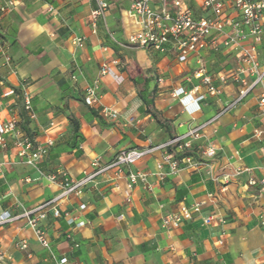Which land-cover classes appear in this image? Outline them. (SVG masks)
<instances>
[{"label":"crops","instance_id":"0c3cea01","mask_svg":"<svg viewBox=\"0 0 264 264\" xmlns=\"http://www.w3.org/2000/svg\"><path fill=\"white\" fill-rule=\"evenodd\" d=\"M11 1L14 7L0 17V35L12 60L9 69L0 57V122L14 119L22 130L21 99L3 93L23 87L31 96L33 115H27L25 127L36 143L52 140L53 145L31 167L16 158L15 136L4 137L0 161L11 166L0 171V215L16 218L0 225V264H264V188L247 185L249 179H264V111L258 104L264 81L216 117L242 87L233 80L240 66L238 50L207 47L180 63L171 46L165 52L130 46L127 38L139 31L129 12L132 0H107L95 32L90 23L94 0ZM182 1L195 18L208 16L203 0ZM223 1L225 15L237 18L231 0ZM261 24L259 70L264 69V13ZM74 37L83 38L81 48L72 44ZM103 64L109 75H100ZM200 69L216 94H209L195 76ZM140 78L153 90L155 109L170 121L174 136L216 117L192 140L191 150L199 161L200 151L211 144L216 157L195 169L180 165L176 173L166 165L157 169L160 152L144 157L131 170L163 173L161 180L149 179L150 192L136 186L128 193L125 178L115 179L112 171L99 176L79 194L47 209L40 226L50 249L43 248L20 215L60 193L61 173L78 179L95 159L106 164L119 151L171 139L139 98L133 79ZM244 78L248 86L254 80ZM92 86L99 103L88 107L83 98ZM179 88L193 91L194 105L185 103L192 114L181 96L173 97ZM102 108L115 111L117 119L104 118ZM255 130L262 131L260 137ZM50 175L57 179L51 182ZM194 204L203 205L191 220L178 228L162 227L163 216ZM211 214L223 223L205 225L203 217Z\"/></svg>","mask_w":264,"mask_h":264},{"label":"built area","instance_id":"2783aa9c","mask_svg":"<svg viewBox=\"0 0 264 264\" xmlns=\"http://www.w3.org/2000/svg\"><path fill=\"white\" fill-rule=\"evenodd\" d=\"M94 1L95 8L90 12V23L95 32L97 23L108 9V2L107 0ZM13 7L14 3L11 0H0V17L9 13ZM202 7L208 12V16L195 18L192 10L182 0H132L129 12L136 19L139 31L127 38V44L142 49H153L158 52H165L171 46L180 63L186 62L187 58L192 55H198L200 51L207 47L216 50L221 46H234L239 52L238 60L240 66L236 70L233 80L238 81L242 87L238 91L237 97L217 114L216 117H219L227 110L239 104L251 88L258 85L263 86L264 69L259 70L257 45L260 43L263 33L261 18L264 13V0H231L229 8L237 14V18L225 15L223 0H203ZM51 10L52 8H50ZM244 41L246 42L245 44H243ZM72 44L81 48L83 46V38L74 37ZM0 57L2 65L9 69L12 68V60L7 53L6 42L1 35ZM110 73L111 71L108 66L103 64L100 69V75L104 76ZM195 76L201 79L202 85L207 88L209 94L214 95L217 93L216 89L211 85L210 77L204 74L202 69L196 71ZM244 76L254 78L251 85H246ZM116 82L121 83V78H116ZM192 92L190 91L186 94L183 89L179 88L172 93L173 97L181 96L180 102L184 104L185 109H188L187 112L190 114L194 112V109L189 108L185 103L191 106L194 105V102L191 101ZM3 96H16L20 98L23 110L30 118L33 117L31 96L25 88L22 87L18 91L8 88L3 93ZM200 99L196 98L195 102ZM83 102L88 107H93L99 103L96 86L86 89ZM258 104L264 111V89L259 95ZM100 112L106 119L115 120L118 117L115 111L106 108H102ZM215 118L195 127H190L184 134L177 135L162 144L119 151L106 164H100L99 160L95 159L91 162V170L83 172L82 176L78 179L69 178L66 174L61 173L59 176L60 193L52 200L44 202L32 210L23 211L20 217L26 219V223L32 229L37 243L49 250L50 244L47 235L40 226V221L45 218L48 208H51L52 205L62 198H66L72 194H79L82 189L93 183L99 176L107 174L110 171L113 172L115 179L125 178L128 193L136 186H141L145 191L150 192L152 184L149 179L152 177L161 180L163 173L134 171L131 170V167L144 157L157 152L161 153V161L157 164L158 170H161L164 165L167 166L170 173L178 172L180 165L194 169L203 164L208 166L209 163L204 162L216 157V148L211 144H207L200 151L199 161H196V158L193 156H184L181 159H176L174 153L169 151V148L175 146V152L177 153L186 150L191 151L192 140L197 139L199 132ZM8 134L15 136L14 149L16 158L31 167H34L38 161L44 158L48 149L53 145L52 140H47L44 144L36 143L33 138L22 133L14 119L0 122V147H5L4 137ZM261 134L262 131L260 130L254 131L256 137H260ZM261 144L264 155V140L261 141ZM10 166L8 162L0 161V171L4 168H10ZM234 174L239 175L240 171H236ZM48 179L51 182L55 181L57 175H50ZM247 185L264 188V179H249ZM208 197L210 199L213 198L212 195ZM127 201H130V196L127 197ZM202 205L194 204L190 209H183L174 215L163 216L161 219L162 227L178 228L183 221L191 220L193 214L200 213ZM53 210V216L59 217V211L54 208ZM15 218L0 215V225ZM214 222L220 224L223 223V219L215 214L203 217L205 225H210ZM21 249H26L25 243L21 244Z\"/></svg>","mask_w":264,"mask_h":264},{"label":"trees","instance_id":"16d2710c","mask_svg":"<svg viewBox=\"0 0 264 264\" xmlns=\"http://www.w3.org/2000/svg\"><path fill=\"white\" fill-rule=\"evenodd\" d=\"M135 84L137 85V94L139 98L142 100L143 104L146 106V111L154 118V120L157 122V124L160 127H163L167 130L169 133L171 139L174 138L173 134V127L170 123V121L164 119L162 115L155 109L154 102H153V90L149 91L148 90V84L146 79H133ZM19 106L21 107L20 109V118H22V121L24 122V126H22V133L26 136L31 137L29 130L25 127L27 121H28V116L26 112L23 110L22 103L19 100ZM32 138V137H31ZM169 151L174 153V157L176 159H181L184 156H193L196 158L195 154L193 151H182L180 153L175 152V146L169 148Z\"/></svg>","mask_w":264,"mask_h":264}]
</instances>
